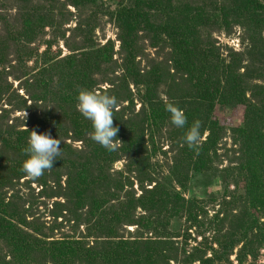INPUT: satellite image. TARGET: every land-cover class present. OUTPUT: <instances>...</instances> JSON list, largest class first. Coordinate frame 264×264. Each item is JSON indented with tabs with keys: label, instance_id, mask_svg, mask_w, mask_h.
<instances>
[{
	"label": "trees",
	"instance_id": "16d2710c",
	"mask_svg": "<svg viewBox=\"0 0 264 264\" xmlns=\"http://www.w3.org/2000/svg\"><path fill=\"white\" fill-rule=\"evenodd\" d=\"M96 1L71 2L79 8ZM244 3L256 28L264 27V2L244 0ZM111 6L114 8L111 16L119 30V54L124 81L119 86L117 82H109L113 89L108 90L112 91H101L99 95L109 93L117 97V106L122 101L128 103L129 109L135 107L137 96L143 108V116L132 122L136 126L119 127L123 118L114 121L121 113L115 111V107L113 126L119 127V134L113 143L120 142V148L113 146L109 151L94 142L90 137L91 122L77 111L76 98L81 90L94 92L93 89L97 87L95 69L99 70L101 65L111 63L113 48L105 46L97 50L90 46L86 48L88 52L76 53L80 50L77 48L71 51L72 54L67 57L68 63L63 64L68 68V73L59 76L62 79L58 83L64 84L63 76L67 74L74 76L67 81V91H58L57 107L53 110L57 114V117L54 115L57 121L50 135L59 140L62 151L52 168L45 170L37 181L47 186L48 180L56 177L54 180L60 188L59 196L64 199V203H55V208L65 211L69 221L76 224V229L84 225L87 234L81 240L48 241L22 228L25 221L18 219L12 211L13 202H7L2 192L11 188L14 181L27 177L21 171L22 162L28 159L24 149L30 132L38 131V123L22 131L12 128L11 132H5L0 128V264H217L223 259L229 262L233 250L239 245H242L236 257L239 264H243L250 256L256 259L255 249L263 244L256 241L261 240L259 221L264 215V100L251 91L249 85L263 79L264 57L257 52L249 65H259V69L252 73L247 66L241 75L237 73L238 69L236 72L232 65H227L217 54H209L208 50L187 41L179 28L155 23L138 1L126 6L123 0H117ZM44 20L43 16L37 18L35 15H27L22 29L29 44L36 38L39 28L43 27ZM140 35L144 39L149 38L154 48L159 47L157 54L163 60L160 66L156 63L157 66H153L151 72L143 75L136 63L138 57L143 55V49L138 44ZM45 56L43 59L46 61ZM41 73L46 75L49 68H43ZM40 79L36 76L34 82L48 88L51 81L43 82ZM130 83L137 89L135 94L129 91ZM162 87L163 93L159 94ZM119 88L122 91H118ZM24 90L27 91V88L24 87ZM54 92L57 94V91ZM161 94L165 99L160 98ZM32 98L36 102H39L37 98L40 102H46V98L40 96ZM234 105L242 108V120L232 129V136L235 143L241 146V153L246 159L242 162L241 172L246 181L243 200H246L250 216L244 221L240 219V227L233 226L230 243L224 245L219 242L221 250L213 251L211 258L199 255L200 249L191 254L184 253L175 243L176 237L169 232V221L185 212L191 213L193 203L191 206L190 199L187 201L182 192L171 186L173 182H168L173 180L186 189L192 178L187 172L178 176L177 171H171L167 182L155 179L150 169L144 131H153L152 128L158 125H172L171 112L168 110L171 108L178 113L183 112L186 120L178 131L183 141L185 134L198 121L200 137L208 133L203 144V149H206L202 153L216 151V110H231ZM68 140L81 142L84 149L76 151L67 145ZM123 157L129 159V168H136L140 174L138 181L142 194L137 199L129 192H126L124 200L121 199L119 192L124 191L125 187L132 188L133 183L128 179L127 186L118 178L122 176L121 173L112 175L109 172ZM205 164L202 158L197 162L194 155L189 157L188 166L196 174L205 168ZM133 172L136 170L130 171ZM62 177H66L65 188L61 186ZM146 183L151 186L150 189L146 188ZM137 211L142 212L138 218ZM132 226L137 227L140 237L129 239L119 232L123 227ZM144 233H150L153 237L144 238ZM87 239L93 240L92 246ZM255 244L258 246L255 247Z\"/></svg>",
	"mask_w": 264,
	"mask_h": 264
},
{
	"label": "rangeland",
	"instance_id": "374dc122",
	"mask_svg": "<svg viewBox=\"0 0 264 264\" xmlns=\"http://www.w3.org/2000/svg\"><path fill=\"white\" fill-rule=\"evenodd\" d=\"M71 1L0 0V90L2 93L0 128L3 131L11 132L12 128L15 131L29 130L38 123V131H36L38 134L53 133V125L57 121V114L53 113V110L57 107L58 91H67L66 87L69 83L67 81L74 75L63 76L64 84L58 83L62 79L59 76L68 73V68L63 64L68 63L67 57L72 54L73 49H80L76 53H82L90 46L97 50L112 46L111 63L101 65L99 70L95 69L97 87L93 91L97 95L101 91H112L108 90L113 89L109 82L115 84L117 82L116 85L119 86L118 84L124 81L119 54L121 45L118 39L119 30L111 16L114 11L112 2L115 4L117 0H97L93 4H85L79 8ZM123 1L126 6L138 1L155 23L179 28L187 41L208 50L209 54H217L227 65H232L236 72L238 69V74H244L247 66L253 71L252 73L259 69V65L252 67L249 64L258 53L264 57V27L256 28L257 26L251 21L250 13L244 8V0ZM27 15L45 18L43 27L39 28L36 38L30 44L22 29ZM139 37L141 39L138 44L143 49V55L138 57L136 63L143 75L151 72L152 67L157 66L156 63L160 66L163 60L157 54L159 47L154 48L149 38L144 39L141 35ZM44 55L46 61L43 59ZM262 61L264 72V60ZM43 68H49V73L42 74ZM36 76L43 82L51 81L48 88L43 84H36L34 82ZM30 85L32 87H29ZM249 87L261 100H264V89H261L264 88V73L262 80L251 82ZM163 89L164 87L160 88L158 93H163L161 91ZM54 91H57V94ZM118 91H122V88ZM129 91L135 94L137 89L130 83ZM108 95L112 96L109 93ZM37 96L46 98V102H40L39 98H37L39 102L33 101L32 97ZM115 98L117 100V97ZM160 98L165 99L162 94ZM134 104L135 107L132 109L128 108V103L122 101L116 106L115 111H120L122 114L116 116L114 121L123 118L119 127L136 126L132 122L143 116V108L137 96ZM179 113L183 116V112ZM242 117V108L238 106L234 105L231 110L218 108L215 114L218 128L215 137L216 151L205 153L202 151L206 149H203V144L207 139V132L200 137L198 145L189 148L183 137L179 135V128L173 124L158 125L152 128L153 131L148 129L144 131L148 155H150V169L155 179L165 183L173 171H177L178 176L187 172L192 178L187 183L186 189L181 188L173 180L168 182H173L171 186H174L176 191L182 192L187 201L190 199L191 206L193 203L191 213L185 212L169 221V232L176 237L174 241L184 253L191 254L196 249H200L199 255L203 254L205 258H211L214 255L213 251L221 250L219 242L224 245L230 243L233 226L240 227V219L244 221L250 216L245 204L246 200H243L246 181L241 172L242 162L246 159L241 153V146L235 143L232 136V129L240 124ZM119 143H113V146L120 148ZM67 145L76 151L84 149L81 142L68 140ZM193 155L195 161L198 162L202 158L206 163L205 168L197 174L188 166L189 157ZM129 163V159L123 157L109 171L112 175L121 173L122 176L118 178L127 186H129L128 179L133 183L132 188L125 187L124 191L119 192L121 199L125 197L126 192L134 195L135 199L142 194L138 181L140 174L136 168L130 169ZM131 170L136 172L130 173ZM37 179L39 177L35 179L26 177L14 181L11 188L2 192L7 202H13L12 211L18 219L25 221L22 228L48 241L81 240L86 237L87 231L84 225L76 229V224L69 221L66 212L55 208V203H64V199L59 196L60 188L54 180L56 177L49 179L47 186ZM65 183L66 177H62V188L66 187ZM148 185L145 184L146 188L150 189L151 186ZM140 214L142 215V212L137 211V218ZM259 223L262 235H260L261 240L256 243L263 244L255 249L256 259L253 256L247 257L243 264H264V215ZM119 232L129 239L141 236L136 226L123 227ZM143 237L151 238L153 235L144 233ZM87 241L92 246L93 240L87 239ZM257 246L255 244V247ZM241 247L242 245L235 247L229 262L223 259L217 264H239L236 257Z\"/></svg>",
	"mask_w": 264,
	"mask_h": 264
},
{
	"label": "clouds",
	"instance_id": "9594fccd",
	"mask_svg": "<svg viewBox=\"0 0 264 264\" xmlns=\"http://www.w3.org/2000/svg\"><path fill=\"white\" fill-rule=\"evenodd\" d=\"M77 111L91 122V139L101 147L111 151L113 142L116 140L118 128L113 126V110L117 106L114 96L108 94L97 95L95 92L81 90L77 95ZM171 122L176 127H183L185 118L171 108ZM200 124L194 122L193 126L185 134L184 141L189 148L199 144ZM58 139L52 138L49 134H38L35 130L30 132L27 140V147L24 151L28 159L22 162L21 171L28 178L35 179L47 169L52 168L53 163L60 156L62 149L59 147Z\"/></svg>",
	"mask_w": 264,
	"mask_h": 264
}]
</instances>
